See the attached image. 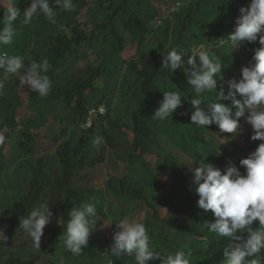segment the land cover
Masks as SVG:
<instances>
[{"label": "trees", "instance_id": "trees-1", "mask_svg": "<svg viewBox=\"0 0 264 264\" xmlns=\"http://www.w3.org/2000/svg\"><path fill=\"white\" fill-rule=\"evenodd\" d=\"M178 1L73 0L74 10L58 11L55 24L39 16L29 25L19 21L14 25L13 43L0 52L20 55L26 65L47 59L52 66L47 73L52 88L41 98L27 86L21 87L13 75L0 79L4 85L0 133L5 137L0 144V198L12 189L8 179L12 167L14 171L24 165L27 175L26 192L8 200L0 215L4 218L0 221V264H135L132 257L116 258L107 251L120 219L144 223L153 250H176L190 241L191 264H222L227 240L203 226L214 218L210 211L197 207L198 196L186 165L207 156L206 163L222 170L229 160L240 167L239 160L261 141L250 139L253 130L244 118L234 137L220 133L216 125H193L190 100L194 93L182 70L171 76L162 67L161 54L175 46L211 49L225 66L217 91L221 86L227 91L225 82L240 79L242 67L252 62L260 44L258 39L245 42L232 52L228 44L217 46V40L233 31L239 8L250 0H181L184 5L173 11ZM30 3L0 0V19L11 4L23 11ZM49 3L54 6L53 0ZM76 66L79 73H72ZM0 72L2 77L6 74ZM163 91H180L182 106L172 117L157 121L151 116ZM206 96L214 101L216 94ZM102 106L107 114L96 116L93 126L84 129L91 111ZM53 120L63 125L60 135L51 132ZM77 131H81L78 136ZM97 135L105 140L99 151L92 145ZM53 148L52 157H34L37 150ZM109 152L127 163L122 176L108 180L109 199L103 190L75 186L84 171L106 165ZM17 162L23 164L14 167ZM240 170L243 174L244 169ZM90 200L96 202L100 219L88 246L73 256L60 242L64 227L58 221L67 222L73 206ZM46 201L53 217L36 249L18 229L19 217ZM253 227H259L258 221ZM32 250L49 256L29 254ZM248 259L250 264L254 258ZM259 259L264 264V250Z\"/></svg>", "mask_w": 264, "mask_h": 264}, {"label": "clouds", "instance_id": "clouds-1", "mask_svg": "<svg viewBox=\"0 0 264 264\" xmlns=\"http://www.w3.org/2000/svg\"><path fill=\"white\" fill-rule=\"evenodd\" d=\"M53 5L50 6L49 0H31L30 6L23 11L15 4L8 6L0 19V48L13 43L17 35L14 25L18 21L26 26L31 24L33 17L43 16L55 24L58 11L74 10L73 0H53ZM257 39L260 47L255 50L252 62L242 67L239 80L233 78L225 82L227 91L223 86L217 91L225 66L211 49L201 46L186 50L175 46L161 54L162 67L171 76L176 70H182L194 93L190 100L193 125L197 128L216 125L220 133L234 137L241 127L240 119L244 118L253 130L250 139L261 141L253 152L239 160L240 167L229 160L222 170L211 162L206 163L207 156L198 163L186 165L198 196L197 207L205 213L210 211L214 218L205 221L203 226L216 237L227 240L222 264H249L250 257L254 258L250 264H261L259 254L264 250V0H250L247 6H241L233 31L227 38L217 40V46L228 44L232 52L245 42H256ZM51 67L47 59L32 60L26 65L22 56L0 52V71L15 76L21 87L27 86L41 98L47 97L52 88L47 75ZM3 89L0 82V95H3ZM209 93L216 94L214 101L207 99ZM181 106L180 91H163V99L151 118L165 121ZM4 141L5 137L0 133V144ZM104 143L100 135L92 140L97 151ZM193 164L198 166L193 167ZM52 217L49 202L40 203L19 217L18 229L26 234L34 248L40 249L44 229ZM68 217L67 222L58 221L64 227L59 239L67 252L79 256L88 246L90 234L100 219L96 202L90 200L73 206ZM257 221L259 227L254 228ZM190 244L187 241L181 248L171 251L153 250L144 223L120 219L107 251L116 258L132 257L135 264L157 260L159 264H191Z\"/></svg>", "mask_w": 264, "mask_h": 264}, {"label": "rangeland", "instance_id": "rangeland-1", "mask_svg": "<svg viewBox=\"0 0 264 264\" xmlns=\"http://www.w3.org/2000/svg\"><path fill=\"white\" fill-rule=\"evenodd\" d=\"M181 1V0H180ZM160 21V19H158ZM85 63H83L84 65ZM80 71V67L76 66V68H74V70L72 71V73H79ZM1 72H0V79H6L9 77V74H4L3 77L1 76ZM23 115V114H22ZM66 117V116H65ZM59 119V118H58ZM53 125H52V134L53 135H60L62 130H63V125L59 122V120H53ZM51 132H49V136L51 134ZM79 134H81V131H77L76 135L78 136ZM75 135V136H76ZM162 139V137H160ZM65 139H63L62 141H64ZM54 154V148L53 149H46V150H37L35 152L34 157L38 158V157H52V155ZM52 163L55 164L54 159H50L48 160ZM17 162L15 165H13L14 167H18L19 165H22V163ZM106 165L104 166H100L98 169L95 170H90V171H84V178L81 179V177L77 178V181L74 182L75 186L79 187L81 186H91V187H95L100 190H103L105 192L106 197L109 199L108 193H107V182L111 177H120L124 174L125 172V165L127 163H121L115 156H112V153H108V158L106 160ZM22 167L25 168L24 165H22ZM21 168L14 170L13 171V167L8 171L9 173V180L12 182V189L9 190V192H4L2 197L4 196L5 198L0 202V215H4V209L6 208L5 205L6 202L9 200H11V198L13 196H16L18 194H22L26 192V176L25 175V171ZM137 173L139 172V167L136 168ZM28 174V173H27ZM154 194H157V191H154ZM1 197V198H2ZM0 198V199H1ZM111 201V198H110ZM2 204V205H1ZM0 221L1 223L4 221V218H2L0 216ZM0 230H3V227L0 226ZM21 242V241H18ZM17 242V243H18ZM46 250V249H45ZM42 252H39L38 250H32V252L30 251L29 254H32L34 256H36L37 254H40ZM45 256H49L48 253H42Z\"/></svg>", "mask_w": 264, "mask_h": 264}, {"label": "built area", "instance_id": "built-area-1", "mask_svg": "<svg viewBox=\"0 0 264 264\" xmlns=\"http://www.w3.org/2000/svg\"><path fill=\"white\" fill-rule=\"evenodd\" d=\"M181 5H184V2L183 1H178L177 4H176V7L173 9V11H179ZM158 24H161V22H159ZM106 112L107 111H106L105 108L100 109L99 112L97 110H92L91 113H90V117H89L87 123L84 125V129H89V128H91L93 126L94 118L98 115V113H101L102 115H104Z\"/></svg>", "mask_w": 264, "mask_h": 264}, {"label": "bare ground", "instance_id": "bare-ground-1", "mask_svg": "<svg viewBox=\"0 0 264 264\" xmlns=\"http://www.w3.org/2000/svg\"><path fill=\"white\" fill-rule=\"evenodd\" d=\"M160 22H161V20H160ZM102 108H105L106 109V107L105 106H102L101 108H99L97 111L99 112L100 111V109H102ZM106 111H107V109H106ZM107 114V112L104 114V115H102L101 113H98V115H101V116H105ZM97 115V116H98ZM89 119V118H88Z\"/></svg>", "mask_w": 264, "mask_h": 264}]
</instances>
